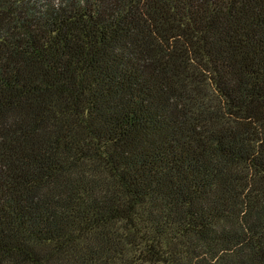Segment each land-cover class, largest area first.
<instances>
[{
    "label": "trees",
    "instance_id": "obj_1",
    "mask_svg": "<svg viewBox=\"0 0 264 264\" xmlns=\"http://www.w3.org/2000/svg\"><path fill=\"white\" fill-rule=\"evenodd\" d=\"M0 264H264V0H0Z\"/></svg>",
    "mask_w": 264,
    "mask_h": 264
}]
</instances>
